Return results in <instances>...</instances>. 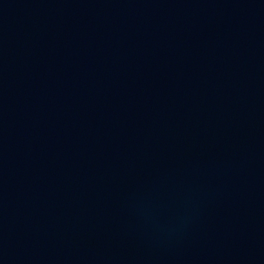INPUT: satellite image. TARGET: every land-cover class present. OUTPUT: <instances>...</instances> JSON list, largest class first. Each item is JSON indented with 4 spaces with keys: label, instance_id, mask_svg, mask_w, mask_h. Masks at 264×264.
Masks as SVG:
<instances>
[{
    "label": "water",
    "instance_id": "95a60500",
    "mask_svg": "<svg viewBox=\"0 0 264 264\" xmlns=\"http://www.w3.org/2000/svg\"><path fill=\"white\" fill-rule=\"evenodd\" d=\"M0 264H264V0H0Z\"/></svg>",
    "mask_w": 264,
    "mask_h": 264
}]
</instances>
